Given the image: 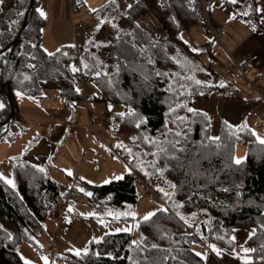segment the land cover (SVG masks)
I'll list each match as a JSON object with an SVG mask.
<instances>
[{"label":"trees","instance_id":"trees-1","mask_svg":"<svg viewBox=\"0 0 264 264\" xmlns=\"http://www.w3.org/2000/svg\"><path fill=\"white\" fill-rule=\"evenodd\" d=\"M40 1L34 0L16 44L0 54L5 100L0 138L18 117L16 91L43 97L48 89H58L66 106L74 109L78 102V69L73 71L77 46H63L54 55L40 46L44 27L37 9ZM203 1L210 11L213 0ZM30 2L0 3V50L16 38ZM222 6L253 30L264 29L256 0H225ZM100 9L107 16L93 34L103 40L105 64L101 65L103 55L100 62L97 54L92 55L96 42H90L81 52L82 72L102 92V100L121 105L119 111L108 112L111 130L118 135L113 148L123 153L133 172L90 187L89 199L109 211L105 218L132 222L140 197L135 181L139 174L164 207L147 221L141 219L136 233L107 232L91 238L79 255L63 251L55 259L68 264H208L210 246L218 245L247 255L251 264H264V143L247 123L233 125L220 119L214 133L211 113L193 107L194 98L226 92L232 84L223 78L215 82L214 69L201 58L208 47L194 51L181 38L204 20L200 4L134 0L120 9L109 1ZM143 17L160 32L159 38L143 26ZM9 97L14 114L3 123L11 111ZM238 143L247 145L240 164L235 163ZM12 159L15 187L0 175V264H36L24 260L19 247L26 241L38 246L47 214L59 208L63 195L59 182L45 169L22 157ZM239 229L252 230L242 248L233 239ZM198 238L207 245L197 243ZM195 243L204 246L206 254L197 256ZM245 248L255 251L245 253Z\"/></svg>","mask_w":264,"mask_h":264},{"label":"rangeland","instance_id":"rangeland-1","mask_svg":"<svg viewBox=\"0 0 264 264\" xmlns=\"http://www.w3.org/2000/svg\"><path fill=\"white\" fill-rule=\"evenodd\" d=\"M109 1H113L119 6L120 9H124L134 0L74 1V4L77 6V8L75 10L73 19L75 22V31L78 34V42L83 45L84 49L88 47L90 42H96L94 43L95 47L91 50V52L92 55L97 54L99 62L103 55L104 63L101 64L103 66L105 64V51L102 48L103 40L96 39L93 32L97 28L96 26L100 25L101 21H103L107 16L100 8ZM37 7L39 10L40 6L37 5ZM223 9L224 10L222 11L224 12L220 11L222 15H231L227 9ZM209 17L211 22L218 26V23L213 21V17L210 14ZM51 33L52 32L49 30V27L44 25L42 29L43 41H45V46L47 44V49L53 53L55 50L52 49L50 44L52 41ZM226 35L225 32L221 31L218 33L217 37H214V35L207 29L205 21L202 20L192 25L188 31L183 32L182 38L190 44L192 49H195L196 51H199V49L201 50L202 46L208 47L201 53V58L206 63L211 64L212 68L214 69L215 82H218L220 78L228 80L230 76L233 75L236 81L235 86L238 85L239 87V82L244 86L250 87L252 89L258 88L260 90L258 86L259 82L257 80L259 77H261L260 75L264 76V65H260L259 70L252 67L250 62V66L248 65L245 74L239 72L238 70H233L232 74L225 72V67L230 62V54L233 53L232 48H236L238 45H240V41H238V39L235 37L236 35ZM243 36L244 35L241 34V37ZM241 37L239 38L242 39ZM73 69H77L75 63L73 65ZM85 86L89 95L87 104L80 100L77 102V105L74 109L65 105L63 102V97L60 95L58 89H48L46 98L28 95L21 91H16L13 94L18 108V117L7 127V132L0 138V175L7 182L9 180L13 182L12 159L10 158H23V154L26 155L27 151L29 156H33L32 160H35L39 166L45 169L47 167L50 168L54 177L58 178L59 180H63V192H65L64 186L69 187L70 184L73 185V182L76 181L77 178H88L83 182L87 186L93 187L100 183L108 182V180L111 178H118L123 175V170H125L123 161L118 156L115 157L117 160L119 159L118 161L115 158H112L108 146L110 143L115 144L118 141V135L111 130V117L109 116L108 112L110 111L113 113L119 111L122 109V107L121 105L107 103L102 100V92L91 80L86 79ZM221 92L223 91H213L211 94L218 93L219 95L221 94L226 97L231 96L238 98L239 92L231 85H228L227 91L223 92L226 93L225 95ZM261 95L263 96L264 100V93L262 92ZM254 108V113L251 115V117H249V119L255 116V124L257 125L256 130L258 131H254V133L259 140H264V104L255 106ZM211 115L213 119V131L214 133H217L218 124L220 122L219 120L222 119L223 115L221 112H212ZM91 119L95 122L93 132L88 130ZM68 123L73 126L76 124L80 126L85 125L86 139L91 135V142L88 143L87 139L82 143V141H80V133L78 136L79 139L76 141L75 139L71 140L70 137H68L67 139L70 140L65 139L61 142H53V137L58 136L60 133V128L58 127L62 126V124H66L65 126H67ZM65 130H67V128ZM97 137H101V139ZM95 141H99V151L102 152V155L97 161V169L94 168V164H96V162H93L94 157L91 153L94 145L93 142ZM77 146H79V151L76 155L75 149ZM235 151V159L242 160L246 156L247 145L244 143H238L236 144ZM113 159L117 162L116 167H114L112 164V162H115ZM114 169H116L117 174H114L111 178L107 177L114 171ZM69 172L72 174L69 175ZM138 192L140 197L135 206L134 220L132 222L123 221L126 227L129 226L128 228H131L134 233H136L137 224L141 219L164 207L159 197H150L148 190L138 187ZM84 203L92 207L91 203L88 201ZM80 207L83 209V206ZM84 210H87V206L84 208ZM53 212L54 211L51 210L47 214L45 221L46 230L38 237V246L27 241L20 245L19 251L24 260L36 264H51L53 260H55L56 264H68L67 261H59L55 259L56 255L63 252L62 249L56 250L54 252L51 250V246L53 244L58 246L59 243H61L60 235L58 236L56 233L58 221H51L52 227H49L50 216L48 215ZM88 230L90 231V229ZM92 236L93 232L90 231L84 234V239H82L83 241L81 240L78 242L75 239L78 243L74 244V246H77L74 248L81 249L86 241ZM62 242L64 241L62 240ZM243 246L244 244L240 245L241 248ZM193 249L203 255L206 251L204 246L196 243L193 245Z\"/></svg>","mask_w":264,"mask_h":264},{"label":"crops","instance_id":"crops-1","mask_svg":"<svg viewBox=\"0 0 264 264\" xmlns=\"http://www.w3.org/2000/svg\"><path fill=\"white\" fill-rule=\"evenodd\" d=\"M74 1L75 0H41L38 3V5L40 6L39 12L40 10H42L46 14V16L43 17L44 25L48 26L49 30L52 32L51 33L52 41L50 42L52 49L57 51L58 49L66 45H75L80 49V54H82L81 52L84 50V48L83 45L78 42V38H77L78 34L75 31V22L73 19L75 8H77V6L74 4L75 3ZM224 1L225 0H213L210 6V11L208 12L213 17V21L218 23L217 25L221 27V31L225 32V35L228 34L226 36H231L232 34H234V36L236 35L235 37L238 39V41H240L239 42L240 45H238L236 48H232L233 53H231L230 55L235 58H241L245 56L250 57L252 55H257V59L251 61L250 65L260 70V65H264V60H263L264 59V29L253 30L245 21H243L238 17H234L231 13H230L231 15L229 14L222 15L221 12H224L222 11L224 10L223 9L224 7L222 6ZM256 3L258 5L259 19L264 27V0H256ZM241 34H243L244 36L241 37ZM239 37H241L242 39H240ZM44 43L45 41H43V37H42L41 46L45 51L51 53L47 49V44L45 46ZM260 76L261 77H259V79L257 80L259 82L258 86L260 90L258 88L252 89L250 87L244 86L239 82L238 84L240 86L239 87L238 85L235 86L236 81L232 75L230 76L231 79L229 78L228 80L232 82L231 86L239 92L238 98L231 96L226 97L221 94L219 95L218 93H214L206 98L203 97L194 98L193 107L195 109L204 110L210 113L221 112L223 115L222 119L226 120L230 124L238 125L241 123H247L253 131H258L256 130L257 125L255 124L256 123L255 116H253L250 119L249 117H251V115L254 113L253 110L255 109L254 108L255 106L264 104L263 96L261 95L262 92L264 93V76L262 75ZM223 94L225 95L226 93ZM46 97H47V91L45 92L43 98ZM78 101H80L79 98ZM63 102L65 103V101ZM0 105H2V107L5 106V100L2 96V92H0ZM65 125L62 124V126L58 127L60 128L59 129L60 133L58 136L53 137V142L55 143L61 142L67 139L68 137H70L71 140L76 138L75 139L76 141L77 139H79L78 137L79 133L81 136L80 141H82V143L85 142L87 139H88V143L91 142V135L86 139L85 125L80 126L76 124L75 126H73L69 123L67 124L68 127ZM66 128L67 130H65ZM88 130L90 131L89 128ZM97 138L101 139V137H97ZM93 144L94 145H93V149L91 150V153L92 156L94 157L93 162L94 163L96 162V164H94V168L97 169L98 166L97 161L99 157L102 155L101 154L102 152L99 151L100 149V147H98L99 141H95L93 142ZM112 145L114 146L115 144L113 143ZM75 150L77 155L79 151V146H77ZM109 152L112 158L118 156L115 152L112 151L110 146H109ZM239 154H240V149H239ZM235 155H236V151H235ZM32 157L33 156H29L28 151L26 155L23 154V159L38 165L35 162V160H32L33 159ZM122 161L125 166V170L122 169L124 174L125 172H129L130 168L129 165L124 160ZM112 164L114 167H116L117 162L116 161L112 162ZM45 170H47L49 175H51L59 182L61 193L63 195L59 208L52 210L54 212L48 215L50 216V221H49L50 228L52 227L51 221H58L56 233L58 236L60 235L61 243H59L57 250L62 249V251L77 253L93 237H101L103 234L107 232H115L126 229L127 231L131 230V228H128L129 226L126 227L124 222L121 220L103 218L104 217L103 215L108 214L109 211L106 208H101L99 206H96L90 201L89 198L92 197L93 190L90 188L91 186H87L83 182L86 181L88 178L86 177L82 179L77 178V180L73 182L74 183L73 185L70 184L69 187L64 186L65 192H63L62 190L63 180H59L58 178L54 177L50 168L47 167ZM114 174L115 175L117 174L116 169H114V171L110 173V175H108L107 177L111 178L113 177ZM102 179H106V178H102ZM110 180H112V178ZM88 193H91V195H88ZM86 201L91 203L92 207L86 205V203H84ZM80 206H83V209ZM86 206H87V210H84ZM69 209H71V211H69ZM88 229H90V231L93 232V236L86 241V243L84 244V246L81 247V249L74 248L77 247L74 246V244L75 243L77 244L82 239H84V234L86 232H90ZM251 231H252L251 229H239L235 231L233 237L235 238L234 240L237 246L243 245L245 243L246 239L251 234ZM75 239L78 242H76ZM62 240L64 242H62ZM214 246L221 250V254L217 255L216 252L212 249V247H210V251L209 252L205 251L204 253L206 254L207 252L206 258L208 264H245L246 260L247 261L250 260V258L247 255H244L241 252L239 253L236 250H229L220 247L218 245H214Z\"/></svg>","mask_w":264,"mask_h":264},{"label":"built area","instance_id":"built-area-1","mask_svg":"<svg viewBox=\"0 0 264 264\" xmlns=\"http://www.w3.org/2000/svg\"><path fill=\"white\" fill-rule=\"evenodd\" d=\"M196 1H198V3L201 6V13L203 15L207 29L214 35V37H217L218 33L221 32V27L216 26L211 22L210 17H209V12H208L207 7L204 4V1L203 0H196ZM75 10H76V8H75ZM141 23L143 24V26L145 28L150 29L157 38L160 37V32L155 30L154 28H151V26L149 25V22L146 20V18L143 17V19L141 20ZM256 59H257V55H252L250 57L245 56V57H241V58H235V57L230 55V62L225 67V72L228 74H231L234 69H237L241 73L245 74L247 71L249 63L251 61L256 60ZM74 61H75V65L77 66V69H78L77 74H76V80H77L76 89L78 91V98L80 100L84 101L85 103H87L89 95H88V91H87L86 86H85V77H84V74L82 72V67H81V62H82L81 61V54H80V49L78 47H76V52L74 55ZM94 124H95V122L91 119L90 120V127H89L90 131H93ZM109 146L118 155V157L123 160V158H122L123 153H117V151L114 150L112 144H110ZM129 168H130V171L133 172V170L130 166H129ZM135 181H136L137 185L139 186V188L149 191L150 197H152V198L159 197L157 192L153 188H151V186L147 183V181L142 176H140L139 174L135 175ZM54 238H53V240H54ZM197 243L203 244L205 246L207 245V242L200 239V238L197 239ZM57 249H58L57 245L53 244L51 246V250L53 252L56 251Z\"/></svg>","mask_w":264,"mask_h":264},{"label":"snow or ice","instance_id":"snow-or-ice-1","mask_svg":"<svg viewBox=\"0 0 264 264\" xmlns=\"http://www.w3.org/2000/svg\"><path fill=\"white\" fill-rule=\"evenodd\" d=\"M0 2H2V0H0ZM231 2H232V3H236V0H231ZM245 14H247V13H245ZM40 15H41L42 17H45V16H46V14H45L42 10H40ZM181 38H182V37H181ZM193 50L195 51V49H193ZM58 51H59V50H58ZM49 55H54V54H53V53H49ZM85 67H87V65H85ZM76 70H77V69H73V71H76ZM197 83H199V81H197ZM18 95H19V93H18ZM0 107H2V105H0ZM188 111L192 112V111H194V110H193V109H188ZM121 115H123V114H121ZM137 126H139V125H137ZM177 135H180V133H177ZM214 139H218V138H214ZM260 142H261V143H264V140H261ZM117 146L120 147L121 145H117ZM235 163H236V164H240V163H242V161H241L240 159H237V160L235 161ZM41 171H43V169H41ZM68 174L71 175L72 173L69 172ZM8 183H9V184H13V187H15L14 183H13L11 180H9ZM88 195H91V193H88ZM69 211H71V209H69ZM154 214H155V213H152V214H150V215H154ZM150 215H149V216H145V217H144V220L147 221V220L150 218ZM126 230H127V229H126ZM253 235H255V233H253ZM233 239H235V238L233 237ZM153 247H156V246L153 245ZM210 247H212V249L216 252L217 255H220V254H221V250L218 249V248H216L214 245H212V246H210ZM250 251H255V249H247V248L244 249V252H245V253H248V252H250ZM77 255H79V252H77ZM196 255H197V256H201L202 254H201V253H196ZM205 258H206V257H205ZM45 259H46V258H45ZM245 264H251V262L246 260Z\"/></svg>","mask_w":264,"mask_h":264},{"label":"water","instance_id":"water-1","mask_svg":"<svg viewBox=\"0 0 264 264\" xmlns=\"http://www.w3.org/2000/svg\"><path fill=\"white\" fill-rule=\"evenodd\" d=\"M33 6H34V0H31V2H30V6H29V8H28V10H27V12H26V15H25L24 23H23L21 29L19 30V32H18L16 38H15L11 43H9L8 45H6L3 49H1V50H0V54H2V53H4V52L8 51L9 49H11V48L16 44V42H17V40H18V37L20 36V34L22 33V31H23L24 28L26 27V24H27V18H28V13H29V10H30ZM0 92H2V90H0ZM9 100H10V103H11V111H10V115H9V117L6 119V121H3V123H7V122L10 120V118L12 117V115L14 114V104H13V100H12L11 97H9Z\"/></svg>","mask_w":264,"mask_h":264},{"label":"bare ground","instance_id":"bare-ground-1","mask_svg":"<svg viewBox=\"0 0 264 264\" xmlns=\"http://www.w3.org/2000/svg\"><path fill=\"white\" fill-rule=\"evenodd\" d=\"M41 46V45H40ZM81 48V47H80ZM75 55V54H74ZM63 96V95H62ZM115 111V110H114ZM113 116V115H112ZM68 127V126H67ZM43 136V135H42ZM76 139V138H75ZM57 154V153H56ZM18 158V157H17ZM10 159H12V158H10ZM14 159H12V161H13ZM47 171V170H46ZM52 177V176H51ZM80 187V186H79ZM197 231V230H196ZM203 238V237H202ZM53 263V262H52Z\"/></svg>","mask_w":264,"mask_h":264}]
</instances>
